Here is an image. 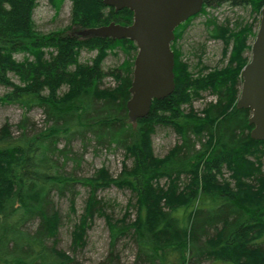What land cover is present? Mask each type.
<instances>
[{"label":"trees","instance_id":"obj_1","mask_svg":"<svg viewBox=\"0 0 264 264\" xmlns=\"http://www.w3.org/2000/svg\"><path fill=\"white\" fill-rule=\"evenodd\" d=\"M36 1L0 0V84L10 88L0 103L22 110L15 132L9 122L0 127V264H85L57 248L62 216L56 198L68 197L75 213L79 185L88 196L71 232V250L83 249L94 219L104 217L110 247L99 264H123L117 245L127 238L136 245L132 264H264V140L251 135V110L236 106L264 0H204L201 11L175 29L174 91L154 99L137 121L127 107L135 42L70 32L74 26L130 24L133 11H117L104 0H71L70 24L41 33L32 19ZM64 1L48 0L57 11ZM225 4L250 7L255 16L233 25L209 17L210 35L224 43L228 61L195 74L176 43L192 19ZM82 49L96 51L91 62H80ZM117 49L124 61L104 70V59ZM107 76L114 87H102ZM204 92L214 99L198 111L192 103ZM36 107L43 112L41 128L29 116ZM158 125L179 136L163 157L152 150ZM99 147L124 150L120 173L102 166L91 176L76 174L86 152ZM111 186L132 193L121 217L98 193Z\"/></svg>","mask_w":264,"mask_h":264},{"label":"rangeland","instance_id":"obj_2","mask_svg":"<svg viewBox=\"0 0 264 264\" xmlns=\"http://www.w3.org/2000/svg\"><path fill=\"white\" fill-rule=\"evenodd\" d=\"M72 12V1L65 0L61 9L57 11L54 9L48 0H37L32 13V19L34 21V28L41 33H48L55 31L59 28L67 27L70 24ZM208 15L199 14L191 20L190 24L186 28L183 36L178 39L176 46L180 47L182 51V59L189 64L190 70L195 74L199 72V68L203 67V72L206 73L210 69L221 68L226 65L228 56L224 55V43L220 39L212 38L210 35L211 26H208L207 19L209 17H215L216 21L220 24L226 23V21L233 25L238 20H244L251 22L255 16L252 14L250 7H232L230 5H222L215 9L208 8ZM257 29L259 22L256 24ZM96 27V26H95ZM90 28V27H89ZM88 28H77L73 27L70 32L76 33L78 36H83L81 31ZM255 37L250 39L252 45ZM173 43V42H172ZM96 51H89L82 49L79 54L80 62H91L95 56ZM246 56L251 58V49L246 51ZM126 57V54L117 49L116 54L109 53L104 59L103 68L109 70L115 66L120 65ZM15 58L17 60H23V53H16ZM9 77L15 83H19L20 80L13 72H9ZM116 81L112 76H107L104 79L102 87H114ZM242 83L240 84L241 89ZM10 89L0 84V96L5 94ZM67 87L64 86L61 93L66 91ZM214 99L212 94L208 92L203 93L202 99H195L192 106L196 110L202 109L206 106L207 101ZM189 105L185 108L188 110ZM29 116L31 120L36 124V127H43V112L40 108H34ZM22 110L17 105L1 104L0 103V127L5 123L9 122L13 126L15 132V124L21 119ZM179 141V136L176 131L170 126H156V131L152 135V150L155 156H165L172 147L175 146ZM76 149L79 148V144L75 143ZM96 151V150H95ZM98 152H94L92 148L86 152L85 160L81 163L80 167H76L75 173L82 176H91L102 166L117 176L122 169V161L124 159V150H109L106 148L99 147ZM131 164V160H128ZM74 165V164H73ZM72 168V164L70 167ZM263 171H264V160H263ZM225 174L228 173L225 171ZM80 194L76 198V209L74 213L70 210V201L68 197L56 198L60 214L62 216L61 226L58 235L57 248L62 249L72 256H75L85 264H99L100 261L105 259L108 255L110 247V233L107 227L104 217H96L93 221L91 228L87 231L86 245L83 249L76 252L71 250L72 236L74 223L78 220V216L82 213L86 198L88 196V189L84 186H78ZM99 196L110 201L111 206L108 211L114 214L115 217H121L125 211L132 193L128 189H119L116 186H111L100 190ZM131 216H135V210H131ZM36 224L30 226V229H34ZM117 251L119 252L120 260L123 264H132L135 259L136 245L131 239H123L117 245ZM200 264H209L205 261Z\"/></svg>","mask_w":264,"mask_h":264},{"label":"water","instance_id":"obj_3","mask_svg":"<svg viewBox=\"0 0 264 264\" xmlns=\"http://www.w3.org/2000/svg\"><path fill=\"white\" fill-rule=\"evenodd\" d=\"M109 6L133 11V21L121 24L112 21L81 31L83 35L128 38L137 45L134 60L131 97L127 102L131 121L146 117L154 99H163L175 89V29L198 14L204 0H104ZM242 86L238 108H249V123L254 139L264 140V7L251 45V58L241 72Z\"/></svg>","mask_w":264,"mask_h":264}]
</instances>
